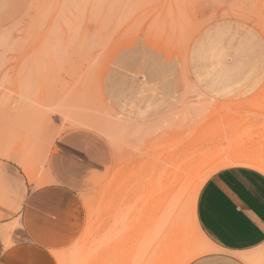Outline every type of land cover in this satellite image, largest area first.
<instances>
[{
	"label": "rangeland",
	"instance_id": "rangeland-1",
	"mask_svg": "<svg viewBox=\"0 0 264 264\" xmlns=\"http://www.w3.org/2000/svg\"><path fill=\"white\" fill-rule=\"evenodd\" d=\"M2 161L74 189L58 264L207 254L205 182L264 173V0H0Z\"/></svg>",
	"mask_w": 264,
	"mask_h": 264
},
{
	"label": "crops",
	"instance_id": "crops-1",
	"mask_svg": "<svg viewBox=\"0 0 264 264\" xmlns=\"http://www.w3.org/2000/svg\"><path fill=\"white\" fill-rule=\"evenodd\" d=\"M60 179L32 187L18 165L0 162V264H58L52 239L74 192ZM196 214L211 251L189 264H264V173L218 171L201 188Z\"/></svg>",
	"mask_w": 264,
	"mask_h": 264
},
{
	"label": "bare ground",
	"instance_id": "bare-ground-1",
	"mask_svg": "<svg viewBox=\"0 0 264 264\" xmlns=\"http://www.w3.org/2000/svg\"><path fill=\"white\" fill-rule=\"evenodd\" d=\"M249 1H250V0H249ZM242 2H243V1H242ZM250 3H251V2H250ZM262 3H263V1H262ZM248 4H249V2H248ZM250 5H251V4H250ZM253 5H254V4H253ZM251 6H252V5H251ZM246 7H247V6H246ZM248 7H249V5H248ZM252 7H253V6H252ZM254 10H255V9H254ZM235 13H236V12H235ZM236 14H237V13H236ZM243 14H244V13H243ZM85 40H86V39H85ZM80 42H82V41H80ZM11 99H12V97H11ZM4 106H5V105H4ZM112 122H114V121H112ZM114 123H115V122H114ZM124 125H125V124H124ZM105 127H107V126L105 125ZM105 127H104V128H105ZM109 129H110V128H109ZM109 131H110V130H109ZM109 131H108V132H109ZM121 131H123V130H121ZM126 131H128V130H126ZM108 132H107V133H108ZM115 132H116V131H115ZM116 133H117V132H116ZM112 134H113V133H112ZM123 134H124V133H123ZM125 134H126V135H127V134H128V135H132V134H129V132H127V133H125ZM120 136H121V135H120ZM132 136H133L134 138H136L134 135H132ZM113 137H114V136H113ZM124 137H125V136H124ZM130 137H131V136H130ZM141 137H142V136H141ZM143 138H144V137H143ZM226 165L229 166L230 164H229V165L226 164ZM222 167H224V166H222ZM222 167H221V168H222Z\"/></svg>",
	"mask_w": 264,
	"mask_h": 264
}]
</instances>
